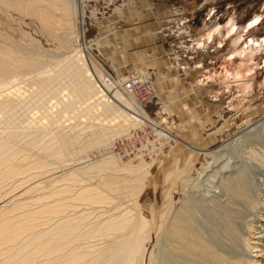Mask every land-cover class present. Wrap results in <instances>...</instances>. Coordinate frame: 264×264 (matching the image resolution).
I'll list each match as a JSON object with an SVG mask.
<instances>
[{
    "label": "bare ground",
    "instance_id": "1",
    "mask_svg": "<svg viewBox=\"0 0 264 264\" xmlns=\"http://www.w3.org/2000/svg\"><path fill=\"white\" fill-rule=\"evenodd\" d=\"M43 1L62 4L65 15L72 14L75 3ZM17 6L37 14L43 27L55 26L51 35L66 56L47 62L0 45V122L5 127L0 130L6 136L0 141V264H264V108L236 116V126L225 130L217 148L190 145L194 154L181 167L158 166L155 212L144 223L136 198L150 164L138 156L136 163L120 162L112 144L141 127L140 114L147 118L146 111L131 93L103 82L98 67L77 46L73 24L52 19L36 0ZM77 13L82 29V13ZM227 26V33L235 29L233 23ZM263 46V38H250L227 57L228 63L245 62ZM81 63L93 70V79ZM242 78L250 82L234 67L229 80L234 79L235 89L243 87ZM249 88L235 92V99L252 97ZM32 110L42 111L39 120L30 116ZM28 147L39 151L26 154ZM92 150L101 159L90 177L88 160L74 162ZM199 153L204 160L191 175L189 161ZM62 163H67L64 172L59 171ZM72 163L78 167H68Z\"/></svg>",
    "mask_w": 264,
    "mask_h": 264
},
{
    "label": "rangeland",
    "instance_id": "2",
    "mask_svg": "<svg viewBox=\"0 0 264 264\" xmlns=\"http://www.w3.org/2000/svg\"><path fill=\"white\" fill-rule=\"evenodd\" d=\"M21 2L23 0H0V45L6 43V47H14L17 52L38 54L47 62L65 58V48L55 39V35H51L55 32V26H50L49 29L43 27L37 14L20 10L17 5ZM36 2L41 8L53 13L52 19L73 24L77 46L80 45L86 58L98 67L100 73L104 69L123 77L124 73L133 68L139 71L153 68L157 71L155 96L143 107L147 118L139 113L143 124L135 130L145 128V132H148V127L156 125L165 130H160L161 133L155 131L157 135L174 137V140L171 138L159 155L140 157L150 164L149 175L136 198L144 223L151 221L155 212L158 166L167 169L181 167L183 161L194 154L190 145L205 150L217 148L225 140V130L230 133L236 126V116L255 114L264 108V46L253 55L250 53L245 62L234 64L231 60L228 63L227 58L241 49L248 39H264V0H131L130 4L123 6L121 10H115V13L112 12L101 22V37L94 40L93 44L89 41V47L82 44L83 31L77 23L75 0V5L70 6L71 15H65L63 5L58 2L57 5L43 0ZM257 17L259 19L256 24L247 28ZM228 22L235 27L229 33L225 30ZM92 33L93 29L90 34L85 35L86 39H90ZM4 38H9L10 41H4ZM87 51L91 52L88 53L90 55ZM226 62L229 65L226 66ZM81 65L85 69V76L92 78L93 70L82 63ZM238 66L241 77L250 79V82H244L248 79L242 78L241 84L243 87L249 84L248 90L252 94L250 98L241 95L239 101L235 99V92L238 93L243 87L235 89L231 84L234 79L229 80L233 68ZM239 84L237 82L235 85ZM117 92L140 112L132 99ZM30 113L35 120L41 117L38 110ZM71 121L73 122L71 119L64 122L65 126ZM0 126L4 127L1 122ZM80 129L81 127L75 128L77 131ZM3 135L0 130V141L5 139ZM144 137H149L150 141L151 135L143 134L126 147L130 148L126 151V160L137 162L129 155L135 152L139 143L144 142ZM124 139H115L112 146L118 147ZM21 144L24 145L25 142H20L19 146ZM150 146L153 148L151 141ZM31 148L28 147L24 152L34 155L39 151ZM92 151L87 152L85 158L74 162L75 165L88 160L87 172L90 177L99 171L95 164L101 159L97 151ZM114 158L122 163L129 162L115 155ZM203 160L202 153L193 156L189 161L193 168L186 171L195 175ZM64 165L67 163H62L59 171L64 172L67 168ZM74 165L72 163L68 167ZM153 245L149 247L150 250Z\"/></svg>",
    "mask_w": 264,
    "mask_h": 264
},
{
    "label": "built area",
    "instance_id": "3",
    "mask_svg": "<svg viewBox=\"0 0 264 264\" xmlns=\"http://www.w3.org/2000/svg\"><path fill=\"white\" fill-rule=\"evenodd\" d=\"M77 9L82 13V29H83V36L84 42L86 44L90 42L93 43L95 39L101 37V22L108 18L113 9L115 7L123 8L130 0H75ZM93 33L90 39H86L85 35H88L92 32ZM82 36V37H83ZM92 59V58H91ZM99 65V64H98ZM100 68L103 69L101 65ZM102 78L104 79L103 82L106 83L109 88H116L122 91L123 93H131V95L135 98L136 102L142 108L145 104L152 101L153 97L155 96L154 92V80L157 75V71L152 69H146L143 73H139L136 69H132L124 73L123 78L118 77L114 73H110L107 70H102ZM144 109V108H143ZM159 127V126H157ZM156 125L152 128H148V132H145V128L137 129L133 131L130 135L126 137L123 141L119 143V146H113L112 149L121 158L128 157L126 151L130 148H126L129 144L137 141L143 134L144 135H151L150 141L153 142V148L150 146L149 137H144V142L140 143L138 148H135V152L132 155H129L130 158L133 157H148V156H157L161 153L164 146L169 144L168 141L171 138L168 136L169 139L166 137L155 136V131L161 133L163 129L160 127L157 128ZM161 130V131H160ZM165 131V130H163ZM167 132V131H166ZM139 133V135L137 134ZM164 134V133H162ZM166 138V139H165ZM146 143V144H145ZM128 150V151H129ZM126 159V158H125Z\"/></svg>",
    "mask_w": 264,
    "mask_h": 264
}]
</instances>
